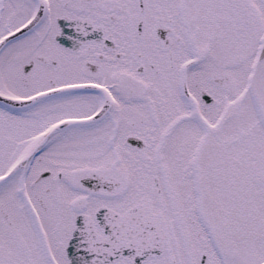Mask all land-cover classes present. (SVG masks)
<instances>
[{"label": "snow or ice", "instance_id": "obj_1", "mask_svg": "<svg viewBox=\"0 0 264 264\" xmlns=\"http://www.w3.org/2000/svg\"><path fill=\"white\" fill-rule=\"evenodd\" d=\"M0 264H264V0H0Z\"/></svg>", "mask_w": 264, "mask_h": 264}]
</instances>
